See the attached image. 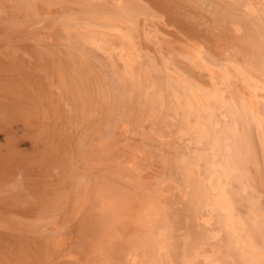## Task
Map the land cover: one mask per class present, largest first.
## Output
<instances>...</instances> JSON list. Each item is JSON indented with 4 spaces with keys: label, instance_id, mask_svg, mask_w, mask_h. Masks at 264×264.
<instances>
[{
    "label": "bare ground",
    "instance_id": "6f19581e",
    "mask_svg": "<svg viewBox=\"0 0 264 264\" xmlns=\"http://www.w3.org/2000/svg\"><path fill=\"white\" fill-rule=\"evenodd\" d=\"M0 264H264V0H0Z\"/></svg>",
    "mask_w": 264,
    "mask_h": 264
}]
</instances>
